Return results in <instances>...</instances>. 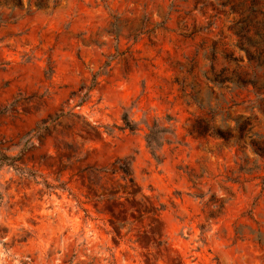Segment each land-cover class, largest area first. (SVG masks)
<instances>
[{
	"label": "rangeland",
	"instance_id": "374dc122",
	"mask_svg": "<svg viewBox=\"0 0 264 264\" xmlns=\"http://www.w3.org/2000/svg\"><path fill=\"white\" fill-rule=\"evenodd\" d=\"M193 5L0 7V264H264V70Z\"/></svg>",
	"mask_w": 264,
	"mask_h": 264
},
{
	"label": "trees",
	"instance_id": "16d2710c",
	"mask_svg": "<svg viewBox=\"0 0 264 264\" xmlns=\"http://www.w3.org/2000/svg\"><path fill=\"white\" fill-rule=\"evenodd\" d=\"M56 2L57 0H0V7L12 10L31 3L35 9H52ZM193 4L194 9L198 8L199 12L208 5L220 10L225 9L227 14H231L228 29L233 36L232 46L243 52L247 65L254 64L264 70V0H193ZM167 16L165 15L162 21L167 20ZM149 25L152 26L151 28L146 27L145 33H151L158 23L150 22ZM220 54L221 57L229 58L233 62L232 75L228 78L229 82L239 87L247 84L255 85L252 76L247 75L246 66L242 64V57L232 54L227 56L224 52H220ZM123 121L127 126L125 117ZM148 130L149 134L150 129ZM148 134L145 139L147 146L150 147ZM150 149L152 150L151 147ZM151 154L155 155L153 152Z\"/></svg>",
	"mask_w": 264,
	"mask_h": 264
}]
</instances>
